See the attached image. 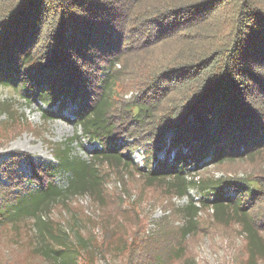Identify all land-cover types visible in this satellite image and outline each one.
<instances>
[{
	"label": "trees",
	"instance_id": "obj_1",
	"mask_svg": "<svg viewBox=\"0 0 264 264\" xmlns=\"http://www.w3.org/2000/svg\"><path fill=\"white\" fill-rule=\"evenodd\" d=\"M0 4L4 6L0 13V85L17 81L24 88V98L42 94L51 102L50 110L56 103L63 110L66 101H75V119L83 136L104 147L89 160L71 156L67 148L58 149V165L32 166L29 179L18 178L16 172L25 154L13 155L0 165L10 183L7 187L0 184L5 196L0 228L19 230L33 221L38 233L29 257L34 262L27 264H96L84 237L91 236L89 232L83 236L79 226L72 228L80 239L69 245L70 234L42 220L48 208L66 205L69 196L84 195L105 211L99 221L105 238L96 245L104 255L115 254L124 264H197L187 254L186 243L198 236L199 227L187 225L186 232L175 229L169 233L168 220L163 218L147 234L137 212L117 211L115 202L110 209L117 198L109 195L107 173L102 169L131 172L133 177L138 172L149 187L174 183L180 196L187 194L185 183L200 187L203 193H215L225 182H196L195 178L187 182L209 150L214 147L217 164L234 161L241 147L246 156L264 152V0H0ZM228 7L232 27L223 41L217 46L210 42L213 48H197L202 42L195 33ZM182 35L192 54L178 57L168 70L155 73L139 96L119 106L123 100L116 91L129 71L128 59L136 54L146 61ZM166 103L171 111L163 108ZM156 117L160 119L157 125L153 123ZM171 132L173 138L166 147L162 139ZM122 138L135 139L134 147L151 141L157 151L166 149V155L175 150V159L170 166L159 165L146 173L130 164V154L125 155L133 145L112 147ZM61 171L71 177L65 189L56 184ZM25 181L34 183L37 190L24 191ZM232 201L216 196L200 204L215 210L217 223L235 222L253 232L256 241H251L249 251L254 258V251L264 248V237L250 215L249 203ZM191 208L194 212L187 217L188 224H196L200 209L191 205L186 210ZM126 222L136 226L131 240L127 229L119 233ZM0 264H7L2 257Z\"/></svg>",
	"mask_w": 264,
	"mask_h": 264
},
{
	"label": "rangeland",
	"instance_id": "obj_2",
	"mask_svg": "<svg viewBox=\"0 0 264 264\" xmlns=\"http://www.w3.org/2000/svg\"><path fill=\"white\" fill-rule=\"evenodd\" d=\"M3 8L4 6L0 4V13ZM231 16L232 9L225 8L216 19L209 22L207 27L195 33V36L201 37L200 42H202L197 45V48L206 46L213 48L214 46L209 45L212 41L216 42L215 46L220 44L223 41L224 33L232 27V23L228 22ZM206 34H211V36L207 37ZM183 38L182 35L158 48L155 52L156 55L146 61L141 57H136L138 56L136 54L133 55V58L128 59L131 60L128 65L129 71L124 80L119 82V89L116 91L119 98L123 100L118 103L119 106L130 100L131 97L139 96L148 87V83L152 82L151 78L155 73L168 70L178 57H188L192 54L190 52L192 48L187 45L186 40H181ZM201 53L198 52V54ZM24 93V88L17 81L8 82L7 86L0 85V165L13 155L25 154L21 157L20 166L16 172L18 178L29 179L32 174V166H42L45 169L58 165L55 158V151L58 149L67 148L71 156L83 160L91 159L92 153L96 151H103L104 147L99 142H93L83 136L82 128L77 125L75 119L78 110L75 101H66L63 110H60L59 103H56L50 110L48 106L51 102L47 101L42 94L36 93L33 97L26 99ZM163 108L166 111L172 109L168 103ZM159 120L156 117L153 123L157 125ZM172 136L173 132L162 139V141L165 140L166 147H169ZM134 142L135 139L122 138L112 143L113 146L110 143V146L133 145V147L127 148L128 151L125 155L130 154L132 162L130 164L139 167L138 169L142 168L146 173L157 169L159 165H172L176 155L175 150L166 155V149L157 151L151 141L137 147H134ZM183 152L185 153L186 150L184 149ZM240 153L236 159L233 158L234 161L217 164L213 161L215 154L213 147L199 164V170L187 176V182L192 181V178H195L196 182L200 180L203 182H225L224 188L215 193H203L200 187H191L185 183L187 194L180 196L179 189H173L174 183L171 185L168 182H158L149 187L138 172L133 177L131 172L104 168L102 170L107 173L105 182L108 193L117 198L114 199L110 209L113 208L115 202L117 211L137 212L139 220L146 224L145 232L147 234H151L163 218L168 220L166 226L169 228V233L175 229H183L186 232L187 225L190 228L194 227L193 229L199 227L198 236L191 238L190 242L186 243L187 254L190 258H194L197 264H264V248L261 249L262 251H254L256 257H251L249 245L251 241H256V235L253 232L250 233L235 222L217 223V220H214V218L218 219L215 210L213 208L203 209L200 204L201 200L209 199L211 202L216 196L224 201L233 200L232 202H236L242 199L244 203L248 202L251 208L250 215L257 221L258 228L264 237V152L246 156L243 155L241 147ZM193 169V167L189 168V170ZM70 178L68 172H58L56 184L59 188L65 189L69 186ZM8 179L9 175L3 176L0 169V184L3 187L10 185ZM34 185V183L25 181L24 191L37 190V186ZM179 188L181 191L184 190L183 183ZM4 197L0 193V205L5 200ZM69 198V203L66 205L48 208L47 213L42 214V220L45 223L50 221V226L54 230L61 229L70 234L68 235L71 238L69 245L72 243L75 245L76 241L80 239L75 236V232L72 234V228L79 226L83 236L84 232H89L91 236L85 235L84 237L90 245V251L92 250L93 260L96 264H124V260L115 259V254L104 255L100 249L96 248V245H100L105 238V233L99 226L100 218L105 211L101 207L94 206L93 200L88 195L74 198L69 196ZM191 205L200 209L198 212L199 221L196 224H188L187 217L194 210L186 209ZM69 210L72 213L68 212ZM71 215L75 218L72 219ZM116 217L118 216L116 215ZM88 220L90 223L85 224ZM93 222L97 224L93 226ZM134 228H136L135 225L128 224L127 226L126 222L125 228L119 233L122 234L127 229V233L130 232L131 236L128 234L126 236L131 240ZM36 232L33 221H29V225H23L19 230H15L11 226L0 228V257L7 264L33 263L34 260L29 257L31 246L38 236ZM261 252L263 254L258 255ZM84 256L85 260L88 259L85 254Z\"/></svg>",
	"mask_w": 264,
	"mask_h": 264
}]
</instances>
